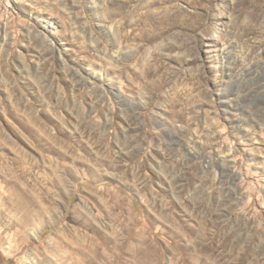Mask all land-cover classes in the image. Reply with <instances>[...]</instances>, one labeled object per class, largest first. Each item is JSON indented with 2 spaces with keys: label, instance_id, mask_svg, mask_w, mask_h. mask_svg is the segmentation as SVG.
Here are the masks:
<instances>
[{
  "label": "rangeland",
  "instance_id": "obj_1",
  "mask_svg": "<svg viewBox=\"0 0 264 264\" xmlns=\"http://www.w3.org/2000/svg\"><path fill=\"white\" fill-rule=\"evenodd\" d=\"M0 264H264V0H0Z\"/></svg>",
  "mask_w": 264,
  "mask_h": 264
},
{
  "label": "bare ground",
  "instance_id": "obj_2",
  "mask_svg": "<svg viewBox=\"0 0 264 264\" xmlns=\"http://www.w3.org/2000/svg\"><path fill=\"white\" fill-rule=\"evenodd\" d=\"M177 13H175V14H173V15H171V16H173V17H175V16H177L176 15ZM230 48V47H229ZM228 49V48H227ZM229 53H231V50L230 49H228V51L225 53L226 55L227 54H229ZM232 85V84H231ZM237 88V87H236ZM189 152H191V151H189ZM192 154V153H191ZM230 168V165L228 164V163H223L222 164V169H223V172H226L227 171V169H229ZM230 188V187H229Z\"/></svg>",
  "mask_w": 264,
  "mask_h": 264
}]
</instances>
